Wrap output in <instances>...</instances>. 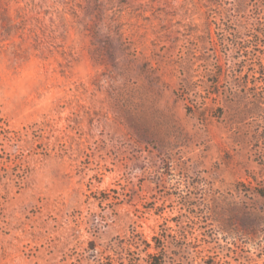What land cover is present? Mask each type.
I'll use <instances>...</instances> for the list:
<instances>
[{
  "label": "rangeland",
  "instance_id": "obj_1",
  "mask_svg": "<svg viewBox=\"0 0 264 264\" xmlns=\"http://www.w3.org/2000/svg\"><path fill=\"white\" fill-rule=\"evenodd\" d=\"M264 0H0V264H264Z\"/></svg>",
  "mask_w": 264,
  "mask_h": 264
},
{
  "label": "trees",
  "instance_id": "obj_2",
  "mask_svg": "<svg viewBox=\"0 0 264 264\" xmlns=\"http://www.w3.org/2000/svg\"><path fill=\"white\" fill-rule=\"evenodd\" d=\"M259 193L264 198V192H259ZM150 264H158L155 262V256H152V260L150 261Z\"/></svg>",
  "mask_w": 264,
  "mask_h": 264
}]
</instances>
